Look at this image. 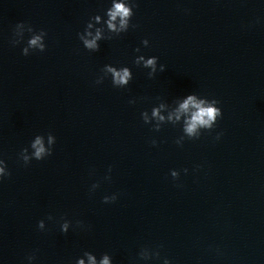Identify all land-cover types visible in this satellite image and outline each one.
Masks as SVG:
<instances>
[{
	"label": "water",
	"instance_id": "1",
	"mask_svg": "<svg viewBox=\"0 0 264 264\" xmlns=\"http://www.w3.org/2000/svg\"><path fill=\"white\" fill-rule=\"evenodd\" d=\"M125 2L118 33L112 0H0V264H88L86 251L97 264H264V0ZM20 22L46 32L44 51L22 53ZM97 29L89 50L79 34ZM140 55L158 58L153 76ZM105 65L132 79L114 86ZM189 95L222 112L198 138L184 131L191 105L176 119ZM49 133L51 155L25 164Z\"/></svg>",
	"mask_w": 264,
	"mask_h": 264
},
{
	"label": "clouds",
	"instance_id": "2",
	"mask_svg": "<svg viewBox=\"0 0 264 264\" xmlns=\"http://www.w3.org/2000/svg\"><path fill=\"white\" fill-rule=\"evenodd\" d=\"M107 15L109 19L107 20V25L110 30L116 31V32H124L129 27V20L133 15V9L132 6L125 2V0H112V6L108 8ZM117 17L120 18L119 24L120 27L117 28L114 21L117 20ZM96 19L99 20V16H96ZM27 26V32L32 33L30 38L27 41V46H25L22 50V53L24 55L29 54V49H35L39 51L45 50V43H44V37L46 35V32L41 29L39 32H36L33 30V28L30 25H25L24 22H20L16 25L17 28H24ZM87 27H91V24H88ZM91 32H87V36H91ZM100 30L97 29L96 35L92 37V39H87L85 35L79 34L80 40L83 41L84 46L89 50H99V46L97 45V40L100 39ZM23 39V34H21V38ZM19 40H14L13 43H19ZM143 44L145 46L148 45V40L145 39L143 41ZM136 51H139V48L136 49ZM157 57L152 56L147 60H144V56L140 55L136 57L135 63L140 64V61H144L143 66L146 68H151L152 71L148 73V75L151 77L155 74L157 71L156 69V62ZM105 69L107 72L111 73L112 75V83L114 86H125L129 83V80L132 79V76L129 72V68L124 67L120 70H117L115 67H112L111 65H105ZM165 66L163 64L160 65V70L164 71ZM103 78H98L97 83L101 82ZM219 102L216 99H212L210 102L205 100H197L195 95H189L186 100H184L183 103L180 104L179 110L176 113V119H180V112H188L189 106L191 105L195 111L191 113V116L187 118L185 122L184 131L190 136H195V138L199 137V134H197L198 128H205V129H211L217 118L222 115L221 109L217 107V104ZM152 115L154 117H158V119L163 120L164 117L159 115L158 110L154 109L152 112ZM142 117L145 123H147V114L146 112L142 113ZM169 119H172V116H169ZM158 130V128L156 129ZM47 143L48 147H45L44 143V136L43 135H36L35 139L31 141V149H33L31 156L28 155V148H23L20 152V157L24 161L25 164H28L32 158H35L36 160H41L45 156L51 155L52 153V145L55 143V136L49 133L47 135ZM155 143V141H153ZM179 143V142H177ZM111 169H109L110 171ZM187 172V169L184 170ZM11 173L7 171L5 161L0 159V177L8 176ZM171 175L176 178L178 177L179 173L176 170L171 171ZM93 187H97L96 184L93 185ZM104 202L114 201L116 199V196L113 195L111 198L108 196H105ZM51 219V217H49ZM79 223V222H78ZM38 227L40 229H44V221H39ZM68 229V223L65 222L61 224V230L63 232H67ZM155 255H159V253H155ZM84 256H87L88 264H97L96 256L93 255L91 252H84ZM144 259H148L150 256H144L140 255ZM34 259V255H30L28 257V260L31 261ZM77 264H84V260L82 258H79L77 260ZM99 264H110V259L108 254H103L102 259L100 260ZM164 264H169V261L165 259Z\"/></svg>",
	"mask_w": 264,
	"mask_h": 264
}]
</instances>
